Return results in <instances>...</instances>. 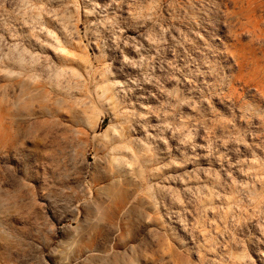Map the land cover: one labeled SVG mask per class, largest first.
I'll list each match as a JSON object with an SVG mask.
<instances>
[{"label":"clouds","instance_id":"clouds-1","mask_svg":"<svg viewBox=\"0 0 264 264\" xmlns=\"http://www.w3.org/2000/svg\"><path fill=\"white\" fill-rule=\"evenodd\" d=\"M0 264H264V0H0Z\"/></svg>","mask_w":264,"mask_h":264}]
</instances>
